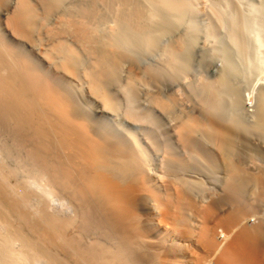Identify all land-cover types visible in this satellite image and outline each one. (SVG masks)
Instances as JSON below:
<instances>
[{"label":"bare ground","instance_id":"bare-ground-1","mask_svg":"<svg viewBox=\"0 0 264 264\" xmlns=\"http://www.w3.org/2000/svg\"><path fill=\"white\" fill-rule=\"evenodd\" d=\"M189 10L0 0V264H264V172L235 158L264 137V91L252 126L223 114L231 64L202 82L200 116L162 96L198 40ZM158 115L166 148L155 127L136 130ZM218 158L226 177L200 178Z\"/></svg>","mask_w":264,"mask_h":264},{"label":"rangeland","instance_id":"rangeland-1","mask_svg":"<svg viewBox=\"0 0 264 264\" xmlns=\"http://www.w3.org/2000/svg\"><path fill=\"white\" fill-rule=\"evenodd\" d=\"M188 1L191 11L189 10L190 12L188 14L187 26L185 25V29L190 27L193 28L197 36L196 40H198L195 41L193 49H190L191 60L189 59V62L186 65L185 69L187 70L183 71L181 74L182 76L179 74L180 78L178 77L176 81L171 82L172 84H169L170 81L165 82L163 86L165 89L163 88L164 92L162 96L164 98L172 96H174L173 98H176V110L178 111V114L187 113L193 117L200 116L197 99L199 98L198 92L202 86V82L216 81L217 78L220 77L219 75L222 74L226 65L231 64L236 73H234V77L232 76L233 78L231 79V86H233L231 89L232 91L225 89L227 93L224 92L225 90L221 92L223 114L226 118L237 119L240 122L243 120L242 123L244 125L252 126L256 121L255 108L259 102L260 92L262 93L264 91V0ZM218 3L220 4L218 5ZM232 20L234 23H232ZM170 40V37L165 38L162 41V45H169L171 43ZM161 57L162 53L160 52L154 56L148 57L146 60L149 61L147 62L145 60L144 62L146 64H157ZM169 85H171V87ZM229 92L231 94H229ZM232 93L236 94L237 97L235 95L233 96ZM232 104L234 105L232 106ZM142 109L145 110V107L140 108L141 111H144ZM158 116L155 118V126L149 124L148 121V126L144 124L140 128L137 127L136 130H141L143 128L146 129V127L147 129L155 127L158 129L159 135L162 133L159 139L161 146L166 148L168 143L174 144L173 139L168 135H165L163 132L166 129L165 126L169 120L167 121L163 116ZM119 118H117V120H119ZM109 119L113 120L116 118L111 116ZM157 119H159V121ZM127 122L124 120L122 123H119L120 125L122 124L123 130H130L131 125ZM162 124H164L163 128H161L163 126ZM244 143L246 144L245 146ZM237 144H239L237 151V154H239L236 155V160L240 163L242 162L241 164L245 163L246 166L243 165L247 171L251 173H254V171H256L257 174L264 172V150H262L264 149V137L261 138L259 135H253L250 136L246 142L239 140ZM216 162L211 163L209 160H206V164H208L206 165L208 173L201 174L200 178L205 175L202 178L207 177L205 180L214 181V178L217 176L222 178H224V176L226 177V174L224 173L226 172V167L222 165L221 159L218 158ZM252 167H255V169ZM212 168H214V170L210 171ZM262 209L260 211H262Z\"/></svg>","mask_w":264,"mask_h":264}]
</instances>
